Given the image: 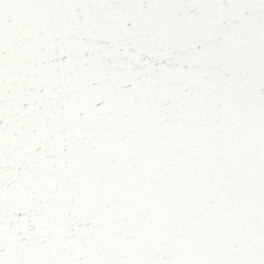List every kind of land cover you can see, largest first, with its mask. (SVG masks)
I'll use <instances>...</instances> for the list:
<instances>
[{"label":"snow or ice","instance_id":"obj_1","mask_svg":"<svg viewBox=\"0 0 264 264\" xmlns=\"http://www.w3.org/2000/svg\"><path fill=\"white\" fill-rule=\"evenodd\" d=\"M0 264H264V0H0Z\"/></svg>","mask_w":264,"mask_h":264}]
</instances>
